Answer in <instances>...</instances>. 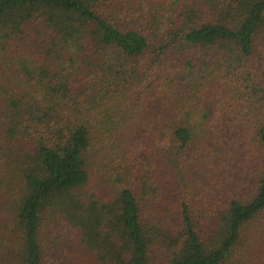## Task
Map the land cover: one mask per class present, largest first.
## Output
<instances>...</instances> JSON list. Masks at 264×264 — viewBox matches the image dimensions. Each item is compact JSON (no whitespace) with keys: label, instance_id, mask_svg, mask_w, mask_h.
Instances as JSON below:
<instances>
[{"label":"trees","instance_id":"obj_1","mask_svg":"<svg viewBox=\"0 0 264 264\" xmlns=\"http://www.w3.org/2000/svg\"><path fill=\"white\" fill-rule=\"evenodd\" d=\"M0 264H264V0H0Z\"/></svg>","mask_w":264,"mask_h":264}]
</instances>
